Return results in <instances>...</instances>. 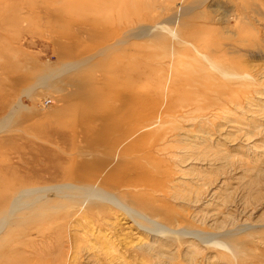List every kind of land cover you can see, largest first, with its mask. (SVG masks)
<instances>
[{
	"label": "rangeland",
	"instance_id": "obj_1",
	"mask_svg": "<svg viewBox=\"0 0 264 264\" xmlns=\"http://www.w3.org/2000/svg\"><path fill=\"white\" fill-rule=\"evenodd\" d=\"M191 1L0 0V76L6 80L5 72L14 73L25 65L31 70L56 68L66 49L86 53L95 46L88 37L90 29L107 30L114 25L123 33L143 25L154 27L152 34L142 38L140 48L126 57L118 54L98 68L96 76L120 83L133 80L138 60L146 70L156 72L145 78L146 82L142 80L146 88L156 82L174 90L168 94L174 100L167 112L171 116L162 123L169 127L167 139L175 155L166 150L159 155L174 176L169 182L170 197L162 199L210 231L244 223L255 226L251 238L256 241L249 247L263 255L264 0H213L215 6L177 13V4L189 5ZM174 15L179 17L176 23L170 19ZM197 45L213 57L240 48L243 69L237 73L248 75L222 78L208 68L202 53L194 49ZM83 70L87 73L89 69ZM122 74L125 78L119 79ZM19 79L16 75L8 80L14 83ZM39 95L33 118L0 132V173L10 185L18 180L25 186L48 180L49 174L42 172L38 160L30 164L41 144L56 152L58 166L70 163L69 156L75 152L68 143L73 134L68 127L73 106L62 104L54 90L42 88ZM210 111L222 113L210 117ZM169 119L174 122L170 124ZM34 126L50 130L35 133ZM38 157L48 160L44 155ZM31 166H37L32 177L28 174ZM60 212L69 209L63 207ZM107 214L58 220L57 226L50 224L53 221L29 220L14 227L10 239L0 246L1 253L9 250L0 257V264H16L17 256L23 260L21 264H241L239 256L215 240L202 245L186 239L182 245L142 254L140 246L152 244L153 236L135 228L127 217ZM49 225L51 229L45 228ZM160 252L164 255L158 256Z\"/></svg>",
	"mask_w": 264,
	"mask_h": 264
},
{
	"label": "bare ground",
	"instance_id": "obj_2",
	"mask_svg": "<svg viewBox=\"0 0 264 264\" xmlns=\"http://www.w3.org/2000/svg\"><path fill=\"white\" fill-rule=\"evenodd\" d=\"M212 2L192 0L189 5L177 4V13L194 12L205 5L212 7ZM178 18V15H174L170 19L176 23ZM120 29L114 25L107 30L90 29L88 37L94 41V48L84 54L66 49L56 68L47 66L31 70L29 65H25L14 73L5 72L6 80L0 76V112L3 113L0 115V132L19 121L33 118V109L36 110L40 103V89L46 88L54 90L58 94L55 97L62 104L73 106L71 126H68L73 134L68 136V143L75 148L74 154L69 156L70 163L59 166L54 159L56 152L48 146L41 144L33 152L30 164L38 160L42 164V172L49 174L47 178L50 183L45 182L48 181L46 179L41 184L25 186L24 182L18 180L10 185L0 173V246L10 239L8 236L12 228L28 224L29 220L35 223L53 221L50 224L57 226L60 224L58 220L67 222L84 214L105 216L108 212H114L117 216L130 219L135 228L153 236L152 244L140 246L142 254L182 245L186 239L202 245L215 240L218 245L239 256L241 264L256 259L264 261V254L256 252L255 244V249L249 247L255 226L244 223L210 231L196 225L189 213L178 212L172 203L162 199L163 196L170 197L172 188L169 182L174 176L170 166L159 158L165 150L167 154L175 155L167 139L169 127L162 123L167 116H171L167 112L174 100L171 101L168 94L174 90L156 85V82L146 88L145 78L155 76L156 72L146 70L147 66L143 67L138 60L133 70L134 79L125 80L127 83L112 82L103 75L96 76L98 68L118 54L126 57L134 48H140L142 38L155 31L154 27L144 25L123 33ZM194 49L202 53L208 68H213L222 78L248 75L247 72L237 73L243 69L239 62L240 48L228 49L227 53L216 57L198 45ZM246 51L250 52V49ZM136 59L140 60L139 57ZM84 67L89 69L87 73ZM124 70L120 71L124 74ZM123 74L118 78H125ZM16 75L20 79L11 83V78L14 79ZM143 79L145 82L141 83ZM220 113L210 111L209 116L217 117ZM169 122L172 124L174 119ZM32 130L42 134L50 129L45 131V128L34 126ZM40 155L48 160L38 157ZM36 167L29 168L31 177L36 173ZM54 167H57L56 170L51 172ZM57 177L63 179L57 180ZM63 207L69 212L61 213ZM26 214H30L28 220ZM50 227L45 226L47 229ZM8 252H0V257ZM163 255L160 252L158 256ZM14 259L16 264L23 261L18 256Z\"/></svg>",
	"mask_w": 264,
	"mask_h": 264
}]
</instances>
